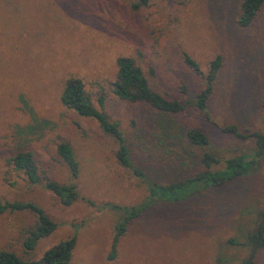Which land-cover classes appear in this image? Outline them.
Masks as SVG:
<instances>
[{"label": "rangeland", "instance_id": "obj_1", "mask_svg": "<svg viewBox=\"0 0 264 264\" xmlns=\"http://www.w3.org/2000/svg\"><path fill=\"white\" fill-rule=\"evenodd\" d=\"M225 4L212 9L209 0H149L146 5L136 0H0V200L34 202L57 224L27 251L23 242L35 214L1 213L0 250L36 259L75 234L69 264H242L251 255L264 264V251H253L251 242L229 243L247 241L264 217V149L252 170L221 187L197 191L184 186L177 201L155 199L127 224L110 259L123 212L99 206L140 204L147 199V183L118 162L116 141L95 119L60 99L70 77L83 81L96 107L103 93L104 112L119 123L134 165L150 181L193 177L203 169L204 152L219 160L216 170L227 158L253 157L257 137L236 138L221 126L235 124L241 132L264 135V7L251 28L239 32L233 29L235 12ZM184 54L202 74L184 62ZM218 54L222 66L205 117L191 101ZM120 56L135 60L152 89L178 99L183 105L178 121L204 131L208 144L162 141L155 110L114 95L110 83ZM61 141L70 144L78 162L79 195L94 205L81 198L62 205L7 162L27 149L41 177L70 182L57 153Z\"/></svg>", "mask_w": 264, "mask_h": 264}, {"label": "trees", "instance_id": "obj_2", "mask_svg": "<svg viewBox=\"0 0 264 264\" xmlns=\"http://www.w3.org/2000/svg\"><path fill=\"white\" fill-rule=\"evenodd\" d=\"M136 1L137 5H146L149 0ZM224 2L226 3L225 5L229 4V6H232L231 10L235 12V25H233V29L239 32L249 30L264 7V0H209L212 9L216 5H223ZM217 10L221 14L224 13L219 9ZM184 62L195 70L196 73L202 74L199 64L188 54H184ZM116 65L115 79L110 83L112 93L128 103L147 104L155 110L158 113L157 123L160 129L159 137H161L162 141H165L164 139H168V141L180 139L194 146L208 144V137L204 131L189 127L183 123H181L182 125L180 124L178 116L183 110L181 102L176 98H166L158 91L152 89L141 68L132 57L120 56L116 60ZM221 66L222 57L218 54L209 62L207 72L203 74L200 91L191 101L205 117L207 115V101L213 91L214 81L218 77ZM60 99L64 106L75 110L79 115L95 119L103 133L111 136L116 141V158L118 162L122 166L129 168L135 176L147 183V199L140 204L119 206L106 202L99 206V208H111L123 212L122 218L115 225L109 254L110 259H113L115 255L118 239L124 234L127 224L138 217L155 199L165 202L177 201L179 198L177 192L184 186L190 187V190L197 191L208 187H221L228 181L245 175L252 170L256 161V155L264 149V135H260L257 132L244 133L235 124H225L221 126L224 133L241 139L250 136L259 139L258 151L253 157L241 154L227 158L224 167L216 170L213 169V165L217 164L219 160L212 154L204 152L200 157L203 169L196 172L193 177H188L182 182L159 183L150 181L146 174L134 165L119 123L110 120L104 112L105 95L103 93L97 95L98 107H96L90 94L85 89L83 81L76 77H70L64 83ZM57 153L70 171V182L62 183L47 176L41 177L33 154L27 149L17 151L15 154L7 157V162L16 170L22 171L31 184H42L43 188L53 193L62 205L69 206L79 198L94 205L92 201L81 197L78 193L75 179L79 173V166L70 144L65 141L59 142ZM14 211H30L36 216V223L27 231V237L23 242V246L27 251L33 250L40 238L48 236L57 227V224L46 212L34 202L0 200V214ZM229 241V243L241 245H247L248 242H251L253 251L257 248L264 251V221L259 226V232L256 231L254 234L249 235L247 241L242 243L235 242L232 239ZM75 244L76 235L74 234L44 250L36 259H23L12 251L0 250V264H69ZM251 257L245 259L242 264H257L253 261V255Z\"/></svg>", "mask_w": 264, "mask_h": 264}, {"label": "water", "instance_id": "obj_3", "mask_svg": "<svg viewBox=\"0 0 264 264\" xmlns=\"http://www.w3.org/2000/svg\"><path fill=\"white\" fill-rule=\"evenodd\" d=\"M261 144H262V142H261ZM264 148V147H263ZM264 221V217L262 218V220H261V222H260V224L258 225V227L261 225V223ZM257 232H259V230H257ZM250 258H252L251 256H250Z\"/></svg>", "mask_w": 264, "mask_h": 264}]
</instances>
